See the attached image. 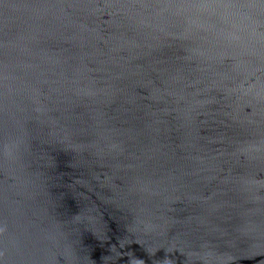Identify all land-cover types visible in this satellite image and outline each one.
Instances as JSON below:
<instances>
[{"label":"water","instance_id":"1","mask_svg":"<svg viewBox=\"0 0 264 264\" xmlns=\"http://www.w3.org/2000/svg\"><path fill=\"white\" fill-rule=\"evenodd\" d=\"M0 264H264V0H0Z\"/></svg>","mask_w":264,"mask_h":264}]
</instances>
